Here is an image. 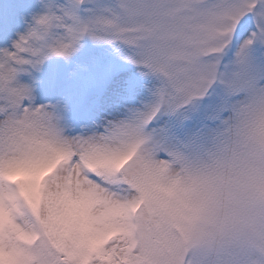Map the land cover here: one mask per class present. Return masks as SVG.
Listing matches in <instances>:
<instances>
[{
    "label": "snow or ice",
    "instance_id": "6c2138e0",
    "mask_svg": "<svg viewBox=\"0 0 264 264\" xmlns=\"http://www.w3.org/2000/svg\"><path fill=\"white\" fill-rule=\"evenodd\" d=\"M25 23L0 47V264H264V0Z\"/></svg>",
    "mask_w": 264,
    "mask_h": 264
},
{
    "label": "rangeland",
    "instance_id": "374dc122",
    "mask_svg": "<svg viewBox=\"0 0 264 264\" xmlns=\"http://www.w3.org/2000/svg\"><path fill=\"white\" fill-rule=\"evenodd\" d=\"M28 1H30V0H28ZM33 3L39 5V0H34ZM87 56L88 57H104V58H106L107 53L105 52V50L103 48L94 47L92 52L88 53ZM83 60H85V59H83ZM69 71H70V68H69ZM124 78L125 79H139L135 68L124 73Z\"/></svg>",
    "mask_w": 264,
    "mask_h": 264
}]
</instances>
